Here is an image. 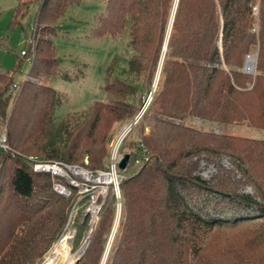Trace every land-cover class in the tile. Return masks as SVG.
I'll return each mask as SVG.
<instances>
[{"label": "trees", "instance_id": "trees-1", "mask_svg": "<svg viewBox=\"0 0 264 264\" xmlns=\"http://www.w3.org/2000/svg\"><path fill=\"white\" fill-rule=\"evenodd\" d=\"M83 1L18 0L16 18L38 6L29 73L56 74L59 63L48 36L56 34L68 8ZM102 1L90 34L103 38L128 31L135 52L127 61L129 75L150 83L166 41L167 46L158 90L142 116L151 113L150 133L141 139L145 160L119 184L118 231L107 250L108 223L116 213L111 194L77 264H102L105 254L103 264H264V140L216 135L170 120L190 117L264 131V0H178L172 24L176 0ZM253 48L254 78L242 72ZM104 75L103 91L115 98L92 102L70 126L55 121L56 90L27 80L15 85L11 74H0V124L9 149H0V264H36L56 241L76 196L75 189L68 198L57 195L50 177L35 173L21 155L96 172L105 154L91 147L99 124L133 117L143 108L148 96L142 85L124 80L114 65ZM13 86L21 92L9 109ZM121 95L124 103L116 99ZM133 148L140 153L138 142ZM200 152L238 165L224 181L206 183L191 175L192 161L185 163ZM128 155L125 172L136 158ZM246 186L251 193L244 192Z\"/></svg>", "mask_w": 264, "mask_h": 264}, {"label": "rangeland", "instance_id": "rangeland-1", "mask_svg": "<svg viewBox=\"0 0 264 264\" xmlns=\"http://www.w3.org/2000/svg\"><path fill=\"white\" fill-rule=\"evenodd\" d=\"M17 4L18 0H0V74H11L13 84L15 85H19L27 80L34 85L49 86L56 90L60 95V106L54 116L56 122L67 121L70 126H73L92 102L97 100L102 103H108L115 98L109 97L103 91L104 73L109 64L110 67H113V65L116 67L117 75L121 76L124 80H135L137 85L143 86L141 93L143 91L144 96L149 97L146 98L148 99L147 103H143L144 99H141L144 106L146 105L144 110L146 111L149 104H151L154 94L158 90L160 71L164 58L163 60H161L162 56L159 58L150 83H143L142 79H137L133 74L129 75L127 72V61L135 52L130 46L128 31L123 35L120 34L114 37L105 36L103 38H96L92 37L91 34L88 35L94 26V16L104 10L102 0H85L80 6H71L68 8L66 15L58 21L57 25L59 27L56 28V34L53 37L51 35L48 36V38L51 37L52 39L59 63V69L52 77L47 76L43 69H41L43 71L38 73V76L29 73L33 67L29 63L33 59L31 55L33 51L30 52L29 50V42L33 38L38 6L32 5L23 9L22 14L16 18ZM253 12L254 16L257 17L258 4L253 8ZM257 25V23L253 25L254 32L257 31ZM21 52H26V56L21 57ZM249 55L255 59L254 69L251 73L245 72L246 70H244L243 65L242 72L254 78L256 75V49L253 48ZM36 66L38 68V65L34 63V67ZM13 89L9 109L13 106V103L21 92V87L17 86ZM116 99L122 103L125 101L123 95H121V98L117 96ZM140 111L136 112L133 117L126 116L122 120L115 121L110 125L106 123L104 127L99 124L100 127L95 133L93 146H91L98 151L105 152L101 161L103 169H98V171L110 173V151L117 139L123 138V135L126 133L125 131H128L129 128V132L123 138L122 144L125 142V146L120 155L123 156L131 153L136 158L140 156V153L135 152L133 147L139 139H145L149 135L151 127V122L148 120L151 113L147 114V119H143V112L134 124L135 118L140 114ZM9 112L10 110L7 113ZM170 120L176 124H183L190 128L216 135L223 134L264 140L263 130L247 126L212 123L190 117L184 121ZM4 131H6V127L0 124L1 136ZM206 155L207 153L200 152L185 162L192 161L190 167L191 175L200 177L206 183L211 181L212 183L216 182L217 177L221 181H224L222 176L226 175V172L230 168L238 165L234 162L232 164V160L227 156L216 157V155L215 157H209ZM82 162L83 165H87L89 163L88 156L83 157ZM75 165L79 166L81 164ZM133 165L128 167L127 172H120L119 170L116 172L119 196L115 195L113 185H109L110 181L105 178H97L95 182L89 184V188L82 187L81 189H76L75 200L71 204L66 223L56 241L42 255L40 260L36 261V264H75L77 260H80L87 248L85 244L89 234L91 231H94L97 223L100 221V211L106 203L109 204V196L114 194L116 200V210L114 211L116 213H113L108 223V231L110 230L107 241L108 250L120 224L121 195L119 184L125 178L138 171V167ZM88 171L95 172L90 169ZM244 192L251 193L252 191L250 187L246 186ZM81 223H85V226L78 228ZM69 233L71 235L70 245L62 246L58 249L63 236ZM52 256L54 257L53 260H51ZM105 257L106 254L104 255L102 264Z\"/></svg>", "mask_w": 264, "mask_h": 264}, {"label": "built area", "instance_id": "built-area-1", "mask_svg": "<svg viewBox=\"0 0 264 264\" xmlns=\"http://www.w3.org/2000/svg\"><path fill=\"white\" fill-rule=\"evenodd\" d=\"M29 50L30 52L34 50L33 38L29 42ZM24 55L25 52H21V56ZM252 59H254V57H251V55H247L245 57L244 68L246 66L247 61ZM13 87L15 88L16 86ZM137 142L139 144V148L141 151H140V156L134 160L133 166L140 168L143 165V161L145 160L146 149L143 146L141 139H139ZM121 143H122V137L117 139V141L115 142V144L113 145L110 151V158H109L110 173L108 172L106 173L104 171H96L92 173L89 172L86 168L81 166L69 165L55 160L45 161L31 155L22 156L21 158L27 165L31 166L32 170L35 173L48 175L52 183L53 192H55L57 195L61 197L67 198L70 195L71 189L76 190V189H81L82 187L89 188V184L95 182L97 178L106 179L108 176H112V175L115 177V180L110 181L109 185L111 184L113 185L115 195L119 196L116 172L118 170V164L122 158V156L120 155ZM0 149L5 152L9 151L8 146L6 145L5 131L2 134V136L0 135Z\"/></svg>", "mask_w": 264, "mask_h": 264}, {"label": "water", "instance_id": "water-1", "mask_svg": "<svg viewBox=\"0 0 264 264\" xmlns=\"http://www.w3.org/2000/svg\"><path fill=\"white\" fill-rule=\"evenodd\" d=\"M177 1H178V0H176V1H175V4H174V9H173V13H172L171 24H172L173 16H174L175 9H176V6H177ZM166 46H167V41L164 43V46H163V49H162V52H163V53H162V58H161V60H163V58H164V55H165V52H166ZM148 98H149V97H148ZM147 100H148V99H146L145 103H147ZM145 108H146V105L141 109L140 114L135 118L134 124L138 121V119L140 118V116H141L142 113L144 112ZM129 130H130V128H129L128 131L124 134L123 138L127 135V133L129 132ZM123 138H122V141H123ZM121 144H122V143H121ZM128 161H129V155H128V154L123 155L122 158H121V160H120V162H119V164H118V170H119L120 172L125 171L126 166H127V164H128ZM114 232H115V230H114ZM114 232H113V234H114ZM91 234H92V231H91V233L89 234V236H88V238H87L86 246H87V244H88V242H89V240H90V236H91ZM77 262H78V260L75 262V264H77Z\"/></svg>", "mask_w": 264, "mask_h": 264}, {"label": "bare ground", "instance_id": "bare-ground-1", "mask_svg": "<svg viewBox=\"0 0 264 264\" xmlns=\"http://www.w3.org/2000/svg\"><path fill=\"white\" fill-rule=\"evenodd\" d=\"M254 62H255V59L247 61L246 66H245L246 72L251 73L253 71L254 65H255ZM125 132H127V131H125ZM106 179L109 180V181H114L115 177L112 175V176H108ZM70 240H71L70 233L64 235L63 238L61 239V242H60V244L58 246V249H60L62 246L70 245ZM53 259H54V257L52 256L51 260H53Z\"/></svg>", "mask_w": 264, "mask_h": 264}, {"label": "crops", "instance_id": "crops-1", "mask_svg": "<svg viewBox=\"0 0 264 264\" xmlns=\"http://www.w3.org/2000/svg\"><path fill=\"white\" fill-rule=\"evenodd\" d=\"M57 27H59V25L56 24V28H57ZM91 29H92V28H91ZM90 32H91V30H90ZM90 32L88 33V35H90Z\"/></svg>", "mask_w": 264, "mask_h": 264}]
</instances>
